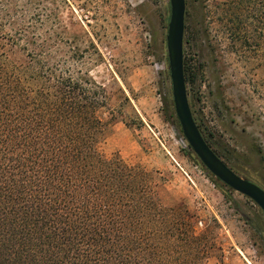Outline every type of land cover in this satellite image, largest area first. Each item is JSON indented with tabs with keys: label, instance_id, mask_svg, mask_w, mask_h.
<instances>
[{
	"label": "rangeland",
	"instance_id": "rangeland-1",
	"mask_svg": "<svg viewBox=\"0 0 264 264\" xmlns=\"http://www.w3.org/2000/svg\"><path fill=\"white\" fill-rule=\"evenodd\" d=\"M223 1L186 2L188 100L211 149L264 189V34H253L251 8ZM169 16V0H0L2 33L57 39L46 46L54 53L77 48L114 105L117 82L141 123L116 121L99 152L159 171L167 205L187 208L200 228L215 231L222 252L207 264H264V213L215 178L181 132L168 69Z\"/></svg>",
	"mask_w": 264,
	"mask_h": 264
},
{
	"label": "trees",
	"instance_id": "trees-1",
	"mask_svg": "<svg viewBox=\"0 0 264 264\" xmlns=\"http://www.w3.org/2000/svg\"><path fill=\"white\" fill-rule=\"evenodd\" d=\"M222 4L251 8L264 34V0ZM58 43L0 20V264H207L215 231L167 205L159 171L99 152L116 121L141 123L129 98L115 82L114 105L87 56Z\"/></svg>",
	"mask_w": 264,
	"mask_h": 264
},
{
	"label": "water",
	"instance_id": "water-1",
	"mask_svg": "<svg viewBox=\"0 0 264 264\" xmlns=\"http://www.w3.org/2000/svg\"><path fill=\"white\" fill-rule=\"evenodd\" d=\"M166 48L174 111L188 146L219 181L252 200L264 213V189L234 172L207 144L193 117L184 76L185 0H169Z\"/></svg>",
	"mask_w": 264,
	"mask_h": 264
}]
</instances>
